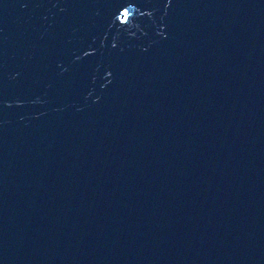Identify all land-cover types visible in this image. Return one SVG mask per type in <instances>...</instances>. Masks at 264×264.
<instances>
[{"label": "water", "instance_id": "1", "mask_svg": "<svg viewBox=\"0 0 264 264\" xmlns=\"http://www.w3.org/2000/svg\"><path fill=\"white\" fill-rule=\"evenodd\" d=\"M0 264H264V0H0Z\"/></svg>", "mask_w": 264, "mask_h": 264}]
</instances>
